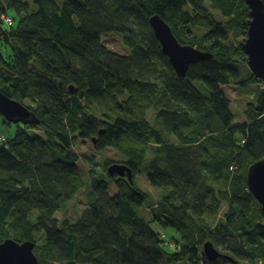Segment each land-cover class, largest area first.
Segmentation results:
<instances>
[{
  "label": "trees",
  "instance_id": "obj_1",
  "mask_svg": "<svg viewBox=\"0 0 264 264\" xmlns=\"http://www.w3.org/2000/svg\"><path fill=\"white\" fill-rule=\"evenodd\" d=\"M31 4L0 0V16L16 14L8 28L0 18V91L32 101L39 117L11 135L0 130V242H34L39 264H264V216L245 179L264 157V81L239 71L242 61L247 68L245 0ZM153 14L180 43L213 56L178 76L149 24ZM103 34H118L125 51L109 49ZM255 82L236 124L222 85ZM107 148L124 160L104 161L98 178L89 169L87 207L59 221L55 213L85 184L77 162ZM112 163L129 167L131 180L109 175ZM140 171L160 190L157 206L136 182ZM219 213L210 227L206 218ZM212 239L234 262L205 257Z\"/></svg>",
  "mask_w": 264,
  "mask_h": 264
},
{
  "label": "water",
  "instance_id": "obj_2",
  "mask_svg": "<svg viewBox=\"0 0 264 264\" xmlns=\"http://www.w3.org/2000/svg\"><path fill=\"white\" fill-rule=\"evenodd\" d=\"M248 6L246 38L239 41V46L246 57L251 73L264 81V0H245ZM149 24L159 41L161 51L168 57L178 76L183 77L188 67L199 61L207 60L213 55L193 45L178 41L170 25L158 14L149 17ZM73 90V87H70ZM0 115L6 122L23 125L39 123V117L18 100L0 91ZM109 175L126 176L129 180L132 173L129 167L120 163H112L107 167ZM246 185L249 193L260 205L264 216V157L250 164L246 172ZM35 243L32 241L17 242L6 238L0 242V264H39L34 253ZM203 254L208 260L224 257L234 262L227 254L220 252L211 241L203 244Z\"/></svg>",
  "mask_w": 264,
  "mask_h": 264
},
{
  "label": "rangeland",
  "instance_id": "obj_3",
  "mask_svg": "<svg viewBox=\"0 0 264 264\" xmlns=\"http://www.w3.org/2000/svg\"><path fill=\"white\" fill-rule=\"evenodd\" d=\"M25 3H27L29 10L33 9L32 6V0H23ZM59 4L61 3V0H56ZM7 13L3 14L2 16H0L1 20H3V16L5 18H9L10 21H12L13 24V17L16 16L15 12L13 10H8ZM216 16L218 19H223V17L216 13ZM4 25L5 28L10 27L11 25L5 24L3 21L2 23ZM0 24V25H1ZM196 34H202L203 30L201 29H194L193 30ZM239 38V40L243 39ZM102 39L105 45H107V47L113 51H125L123 46H122V40L121 37L118 34H103L102 35ZM246 60V57H245ZM238 68L239 64L237 63ZM247 65V62H246ZM241 68L239 69L240 72L242 73H246L247 69L249 70L248 66L247 68L244 67L243 68V61L240 64ZM250 71V70H249ZM251 72V71H250ZM257 87H260V83L259 82H255V84H249L247 87H241L239 88L238 86H234L232 84H226V85H222V90L224 91L225 95H227V97L229 98L230 102H231V111L233 113V120L234 123L236 124H241L242 122L245 121V115H244V110H245V106L246 104L251 101L254 98L255 95V90L257 89ZM21 104L25 105L29 110L34 112L35 109V105L32 104V101H29L28 99H24L23 101H19ZM108 102V101H107ZM98 103L102 104L103 101L99 100ZM106 104V102H105ZM147 115L149 116V118H152V114L147 113ZM6 122L3 117L0 115V130L6 134H13L15 132V130L17 129V124H20L21 126H24L21 123H10ZM25 129L29 132V133H33V132H42V128L38 127V128H34L32 129L31 127H25ZM0 137H4L3 135H0ZM167 139H170L171 142L176 141V138L174 136H167ZM81 156H84L86 152L83 151H79ZM106 160H111L112 162H122L124 159L116 153V151H114L111 148H107L104 152L101 153V155L99 157H96V159L94 160V162H89L87 159H84L83 157L80 158V160L77 162L78 167H79V171L81 173V178L84 180L85 184L84 186L78 190L74 196L67 200L66 202H64L63 206H61V208L55 213V217L61 221L62 219L66 218V219H70L71 221H75L81 214V212L87 207L88 204V197H89V192L91 191L92 187H91V181H90V175H89V169L96 168V177L98 178V176H101V170H103V167L101 166L102 163H104V161ZM138 173V172H137ZM103 174V172H102ZM136 182L138 183L139 187H141L144 191L149 193V196L151 197L150 199L154 202L152 206H157L158 203H156L155 201H157V199L159 198V194H160V190L157 188H153L151 187L148 183L146 178L144 177V172L140 171V173L138 174L137 178H136ZM148 206L146 207V205L143 206V213L146 217H148V212L149 209H147ZM224 210H226V207L224 208ZM223 214L219 213L217 217H212V218H206L208 220V224L210 227H213L218 220L223 219ZM264 224V222L262 223ZM160 233H162V231L157 227L154 226ZM174 231L173 229L169 228L166 229L165 234L167 236H170V234H173ZM264 242V238L261 239ZM212 242L214 244V246L222 253L228 254V252H226V250L224 251L223 247L221 246H217L215 244V240ZM241 262L244 264H250V261L246 260V259H241Z\"/></svg>",
  "mask_w": 264,
  "mask_h": 264
},
{
  "label": "built area",
  "instance_id": "obj_4",
  "mask_svg": "<svg viewBox=\"0 0 264 264\" xmlns=\"http://www.w3.org/2000/svg\"><path fill=\"white\" fill-rule=\"evenodd\" d=\"M2 18H3L2 21H3L5 24H8V25H11V24H12V21H10L9 18H5L4 16H3ZM0 143H6V139H5V137H0Z\"/></svg>",
  "mask_w": 264,
  "mask_h": 264
},
{
  "label": "bare ground",
  "instance_id": "obj_5",
  "mask_svg": "<svg viewBox=\"0 0 264 264\" xmlns=\"http://www.w3.org/2000/svg\"><path fill=\"white\" fill-rule=\"evenodd\" d=\"M244 38H246V37H244Z\"/></svg>",
  "mask_w": 264,
  "mask_h": 264
}]
</instances>
